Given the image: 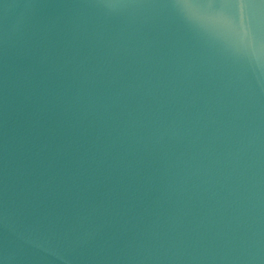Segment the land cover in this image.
Returning <instances> with one entry per match:
<instances>
[{
	"label": "water",
	"instance_id": "1",
	"mask_svg": "<svg viewBox=\"0 0 264 264\" xmlns=\"http://www.w3.org/2000/svg\"><path fill=\"white\" fill-rule=\"evenodd\" d=\"M0 264H264V0H0Z\"/></svg>",
	"mask_w": 264,
	"mask_h": 264
}]
</instances>
